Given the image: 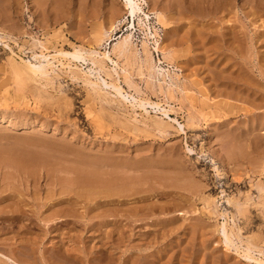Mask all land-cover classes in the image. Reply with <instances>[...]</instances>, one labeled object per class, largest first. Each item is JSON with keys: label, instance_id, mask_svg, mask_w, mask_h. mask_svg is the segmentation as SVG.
I'll list each match as a JSON object with an SVG mask.
<instances>
[{"label": "rangeland", "instance_id": "1", "mask_svg": "<svg viewBox=\"0 0 264 264\" xmlns=\"http://www.w3.org/2000/svg\"><path fill=\"white\" fill-rule=\"evenodd\" d=\"M200 5L143 6L163 50L173 53L165 59L150 40L154 61L172 77L162 90L160 76L151 80L145 66L112 54L126 70L115 77L124 92L172 109L174 122L149 106L144 114L113 93L94 92L86 75L77 71L72 79L68 61L57 55L76 46L112 50L133 22L121 0H0V264H264V205L256 189L264 184V0L219 11ZM124 16L102 41L103 29ZM133 32L142 52L145 28L136 17ZM41 53L56 54L53 85L31 77L24 63ZM226 148L237 149L239 160ZM82 173L136 189L106 197L97 178L94 189L87 186L94 193L87 192L77 183ZM250 194L258 205L251 201L232 221L236 210L224 200L244 202ZM210 196L218 213L227 208L225 219L207 207ZM225 220L233 237L227 245ZM247 244L252 259L244 256Z\"/></svg>", "mask_w": 264, "mask_h": 264}, {"label": "bare ground", "instance_id": "2", "mask_svg": "<svg viewBox=\"0 0 264 264\" xmlns=\"http://www.w3.org/2000/svg\"><path fill=\"white\" fill-rule=\"evenodd\" d=\"M122 1V5H123V10L125 11V15H126V18H131L132 19V24L130 25V26H128V28L126 29V31H125V33L123 34V35H121L118 39H117V41L112 45V50H106V51H104V52H98V51H96L95 49L93 50V49H85V48H83V46L81 47V46H76V47H74V49H73V51H59V53H57V55L58 56H62L63 58H65L67 61H68V64L69 65H66V66H69V69H70V75H71V77H72V79L74 78V79H78V77H77V73H80V72H77V71H81L84 75H86L85 77H84V83L86 84V86L88 85L89 87H91L92 88V90L94 91V92H96V93H98V92H104V94H106V95H111L112 93L114 94V96H116V97H118V98H120L122 101H125V102H128V103H130L132 106V108H133V110H134V108H139V109H141V110H143V111H145V113L144 114H146V113H149V110L147 111V108H152V109H154L155 111V113H162L167 119H169V121H174V122H176L177 120H175V119H172L171 117H170V114H169V112L170 111H172V109L169 111V110H167V109H165V108H163V107H161L159 104H157V103H152V102H149V101H147L146 100V102L144 101V100H139L137 97H135V96H133V95H129V94H127V93H125L124 92V89L122 88V86L121 85H119L118 83H117V78H119L120 77V72H119V70H122V72L125 74L126 73V70L125 69H123V68H120L121 66H119V61H117V60H115V58L114 57H112V54L113 55H115V57H117V58H121V57H124L123 59H127V60H129L130 58L135 62V63H138L139 65V67L140 68H143V66H145L146 67V69H147V73L149 74V78L151 79V80H153V79H155L156 77L158 78L159 76H160V78H158V85H159V88H161L160 90H162L163 89V84L164 83H168V81H167V77H169V78H172V77H170V73H169V71H168V69L167 70H165L163 67L162 68H160L157 64H156V62L154 61V59H153V56H152V52H151V48L149 47V42H150V40H152L153 41V44H154V46H153V49L155 50V51H157V52H159V51H161V52H163V54L162 55H164V58L165 59H168L169 57H171L172 56V50L170 51L169 50V52H167V51H164L163 50V47H162V42H160L159 41V39L157 38V31L155 30V32H153V31H151V27L149 26L150 24H149V20L151 19L150 17H149V15L148 14H145V12L143 11V6L146 4V0H121ZM239 0H198V2H199V4H202V5H200V6H202V8H203V6L204 7H206V8H208V9H210V10H212L213 8H217L218 6H229V5H231L232 6V4H234V3H236V2H238ZM242 2H248V1H251V0H241ZM257 2V1H256ZM259 3V2H258ZM258 3H257V5H258ZM256 4V3H255ZM199 6V5H198ZM257 7V6H256ZM223 8V7H222ZM218 9H220V8H218ZM218 9H216V10H214V11H217ZM221 10V9H220ZM224 10V9H223ZM213 11V12H214ZM219 11V10H218ZM225 11H227V10H225ZM143 16V17H142ZM135 17L137 18V20H138V23L140 24V25H143V27L145 28V32H144V35H145V37L141 40V48H142V52H140L139 51V49L137 48V44H136V42L137 41H135V39H134V32H133V26H134V21H135ZM145 18V19H144ZM156 19H157V22L158 23H163V20H162V16L160 15V13H157L156 14ZM121 22H126V20H125V16L123 17V21L122 20H120V21H117V23L118 24H112L110 27H109V30H106V29H103V31L101 32V35H102V41H107V40H109V39H111V34L113 33V31L120 25V24H122ZM206 23V22H205ZM202 27V26H201ZM155 29V28H154ZM146 31H149V33L148 32H146ZM237 32V31H236ZM1 38V37H0ZM107 43V42H106ZM38 44V43H37ZM167 46V45H166ZM33 50V49H32ZM33 55V54H32ZM55 56H56V54L55 55H46V54H44V53H41V54H34L31 58H32V61L31 60H25L24 61V63H25V65H26V67H27V69L29 70V72H30V75H31V77H35V78H38V80L39 81H45L46 83H47V85H50V84H52L53 85V82H54V80H53V78L50 76L51 75V72H53V73H55V71L56 70H54V66H53V62L52 61H50V59L51 58H55ZM15 59V58H14ZM119 60V59H118ZM131 60V61H132ZM76 63H82V64H85V65H87V67L86 68H80V67H78V65L76 64ZM133 65H134V63H133ZM61 66H63V65H61ZM65 66V65H64ZM26 67H24V68H26ZM68 69V68H67ZM59 73V72H58ZM57 73V74H58ZM102 73H104L108 78H113V79H115L116 81H108L107 79H105L103 76H102ZM57 74H55V75H57ZM26 75V74H25ZM53 75V74H52ZM78 75H80V74H78ZM58 76V75H57ZM14 77H16V76H14ZM20 77V76H19ZM31 77H29V78H31ZM79 77H81V76H79ZM115 77H117V78H115ZM122 77H123V75H122ZM28 78V79H29ZM57 78V77H56ZM127 78V77H126ZM148 78V79H149ZM176 78V77H175ZM18 79V78H17ZM31 79H33V78H31ZM54 79H55V77H54ZM128 79V78H127ZM35 80V79H34ZM37 81V80H36ZM58 81V80H57ZM149 81V80H148ZM38 82V81H37ZM130 82H132L131 80L129 81V83ZM153 82V81H152ZM171 82V81H170ZM169 82V83H170ZM126 84V83H125ZM131 84V83H130ZM47 85H46V87H47ZM168 85V84H167ZM158 87V86H157ZM128 88H129V86H128ZM171 88H172V85L171 84H169L168 85V91H170L171 90ZM175 88V87H174ZM132 89V88H131ZM136 90H137V88H135ZM154 89V88H153ZM155 89H157V88H155ZM140 90V89H139ZM246 90V89H245ZM251 90V89H250ZM101 92V93H102ZM183 92V91H182ZM112 94V95H113ZM184 94V93H183ZM234 94H236V93H234ZM240 94V93H239ZM252 94H254V93H252ZM94 95V94H93ZM241 95V94H240ZM99 96V95H98ZM209 96V95H208ZM237 96V95H236ZM109 97V96H108ZM105 98V97H104ZM132 99V100H129V99ZM115 99V98H114ZM211 99V98H210ZM209 99V100H210ZM250 99H252V98H250ZM107 100V99H106ZM253 100V99H252ZM151 101V100H150ZM248 101V100H247ZM255 102V101H254ZM253 102V103H254ZM39 103V102H38ZM252 103V102H251ZM126 104V103H125ZM255 104V103H254ZM209 105V104H208ZM149 106V107H148ZM259 106H261L260 104H259ZM263 106V105H262ZM170 108V107H169ZM199 110V109H198ZM174 111V110H173ZM154 113V114H155ZM134 115V114H133ZM206 115V114H205ZM257 115V114H256ZM258 116H262V115H259L258 114ZM264 116V115H263ZM0 118H2V117H0ZM251 118V117H250ZM259 118V117H258ZM255 119V118H254ZM249 120H251V119H249ZM262 120V119H261ZM260 120V121H261ZM252 121V120H251ZM132 122V121H131ZM134 122V121H133ZM159 122V121H158ZM256 122H257V120H256ZM157 123V122H156ZM166 123V122H165ZM255 123V122H254ZM253 123V124H254ZM260 122H257L256 123V126H260L261 125V123H263V120H262V122L260 123V125H258ZM141 124V123H140ZM139 124V125H140ZM154 124V123H153ZM158 124H160V122L158 123ZM162 125H163V122H162ZM255 125V124H254ZM263 125V124H262ZM161 126V125H160ZM180 127V126H179ZM181 127L182 128H180L179 130H181L182 131V133H184V127L181 125ZM191 127V126H190ZM135 128V127H134ZM159 128V127H158ZM254 128V127H253ZM261 127H259V128H257V129H260ZM136 129V128H135ZM163 130V129H162ZM255 130V129H254ZM159 131H161V129L159 130ZM180 131V132H181ZM186 131V130H185ZM252 132V131H251ZM260 133V132H259ZM258 133V134H259ZM250 134H252V133H250ZM258 136V135H257ZM256 136V137H257ZM260 136V135H259ZM252 137V136H251ZM262 137V136H261ZM249 138V137H248ZM253 139H254V137H253ZM264 139V138H263ZM262 139V140H263ZM257 140H259V139H255L254 141H252L250 144H251V146H255V141H257ZM261 140V138H260V141H262ZM236 141V140H235ZM251 141V140H250ZM249 141V142H250ZM19 143V142H18ZM16 144V143H15ZM15 144H13V145H15ZM22 144V143H21ZM252 144H254V145H252ZM246 145V144H245ZM16 146V145H15ZM20 146V145H19ZM26 146V145H25ZM30 146V145H29ZM231 146V145H230ZM241 146V145H240ZM246 146H248V145H246ZM9 148V147H8ZM30 148V147H29ZM236 148V147H235ZM247 148V147H246ZM250 148H252V147H250ZM227 149V148H226ZM233 149V150H232ZM8 150V149H7ZM6 150V151H7ZM228 150V149H227ZM229 150L231 151H233V152H235V151H237L238 152V150L237 149H235L234 150V148H229ZM227 151L228 153H227V155H229L230 153V151ZM239 150H240V147H239ZM258 150V149H257ZM260 150V149H259ZM11 151V150H10ZM9 151V152H10ZM16 151H17V149H16ZM18 151L19 152H23V150H19L18 149ZM28 151V150H27ZM41 151V150H40ZM188 151H191V149H189ZM225 151V153H226V150H224ZM248 151V150H247ZM9 152H7L8 154H9ZM24 152H26V151H24ZM192 152V151H191ZM237 152H235V153H237ZM240 153H242L241 151H240ZM239 153V154H240ZM258 153V152H257ZM2 154H4L5 155V153H2ZM19 154H22V153H19ZM27 154V153H26ZM34 154V153H33ZM45 154V153H44ZM43 154V155H44ZM248 154V156H249V154H250V152L249 153H247ZM11 155V154H10ZM14 155V154H13ZM16 155V154H15ZM23 155V154H22ZM40 155V154H39ZM38 155V156H39ZM231 155V154H230ZM232 155H234V154H232ZM243 155H244V153H243ZM245 155H246V152H245ZM9 156V155H8ZM7 156V157H8ZM19 156V155H18ZM29 156V155H28ZM27 156V157H28ZM36 156H37V154H36ZM58 156V155H57ZM225 156H226V154H225ZM224 156V157H225ZM247 156V155H246ZM259 156V155H258ZM257 156V157H258ZM260 156H261V154H260ZM264 156V155H263ZM14 157V156H13ZM12 157V158H13ZM22 157V156H21ZM23 157H25V156H23ZM60 157V156H59ZM230 157V156H229ZM228 156H226V159L227 160H230V158H229ZM237 158H238V160H239V156H238V153H237V156H236ZM240 157L242 158V156H241V154H240ZM16 158H17V155H16ZM30 158V157H29ZM29 158L28 159H26V160H28L29 161ZM39 158V157H38ZM232 158V157H231ZM235 158V157H234ZM253 158H255V157H253ZM211 159V158H210ZM214 159V158H213ZM9 160H10V158H9ZM8 160V161H9ZM15 160V159H14ZM17 160V159H16ZM83 160V159H82ZM226 160V161H227ZM245 160V159H244ZM255 160V159H254ZM232 161V160H231ZM233 161H234V159H233ZM250 161V160H249ZM33 162V161H32ZM32 162H30V163H32ZM216 162V161H215ZM228 162H230V161H227V163ZM235 162H236V160H235ZM234 162V163H235ZM246 162H247V160H246ZM19 163H22V162H18L17 161V164H19ZM29 163V162H28ZM27 163V164H28ZM29 163V164H30ZM212 163V162H211ZM218 163V162H217ZM2 164V163H1ZM6 164H7V162H6ZM231 164V163H230ZM251 165H252V162L250 163ZM253 164H254V162H253ZM260 164H261V162H260ZM25 165V164H24ZM93 165V164H92ZM118 165V164H117ZM23 166V165H22ZM28 166V165H27ZM41 166V165H40ZM81 166V165H80ZM85 166V165H84ZM214 166V165H213ZM234 166H235V164H234ZM233 166V167H234ZM24 167V166H23ZM44 167V166H43ZM42 167V168H43ZM219 167V166H218ZM22 168V167H21ZM77 168V167H76ZM118 168V167H117ZM225 168V167H224ZM241 168V167H240ZM4 169V168H3ZM19 169V168H18ZM48 169V168H47ZM103 169V168H102ZM214 169H216V168H214ZM219 168H217V170H218ZM242 169V168H241ZM33 170V169H32ZM216 170V171H217ZM232 170V169H231ZM233 170H234V168H233ZM235 170H236V168H235ZM89 171V170H88ZM224 171V170H223ZM99 172V171H98ZM254 172V171H253ZM62 173V172H61ZM124 173V172H123ZM256 172H254V174H255ZM11 174V173H10ZM9 174V175H10ZM85 173H82V175H79L78 176V174L76 175V176H78V177H80V178H78V184L79 185H81V187H86L87 188V192H88V188H89V191L91 192V190H90V187H87V186H91L92 187V185H94V186H96V182L98 181V180H100L99 179V177H97L98 178V180L96 181V177H95V175H93V174H91L90 175V173L89 174H85ZM220 174V173H219ZM233 174H234V172H233ZM8 175V176H9ZM13 175V174H12ZM11 175V176H12ZM93 175V176H92ZM99 175V174H98ZM224 175V174H223ZM8 176H7V178H8ZM113 176V175H112ZM124 176V175H123ZM13 177V176H12ZM237 177V176H236ZM6 178V179H7ZM15 178V177H14ZM54 178V177H53ZM52 178V179H53ZM69 178V177H68ZM121 178H122V176H121ZM105 180V182L106 181H108V179L106 178V179H104ZM102 178H101V184L103 183L104 184V188L102 189V191L106 194V197H111V196H108V195H110V194H113V193H118V194H120V193H124L126 190L128 191V192H130V191H133V189L135 188V186H133V188H132V190H131V186H130V188H127V187H125L126 189H124V187H123V185L122 184H120L121 186H122V188L120 189L116 184H115V182H114V184H111L110 182H111V180H113V179H110L109 178V180H110V182L107 184V185H105V183L104 182H102V181H104ZM116 180V179H115ZM125 180H127V179H125ZM129 180V179H128ZM118 181V180H117ZM116 181V182H117ZM123 181H124V179H123ZM131 181V180H130ZM129 181V182H130ZM16 182V181H15ZM68 182V181H67ZM70 182V181H69ZM76 182V181H75ZM95 182V183H94ZM118 182H120V181H118ZM117 182V183H118ZM121 182H122V180H121ZM136 182V181H135ZM244 182V181H243ZM243 182H239L238 183V186H240ZM62 183V182H61ZM73 183H74V181H73ZM77 183H75V185H77ZM98 183V182H97ZM113 183V182H112ZM122 183H124V182H122ZM131 183V182H130ZM129 183V184H130ZM133 183V182H132ZM137 183H139V182H137ZM136 183V184H137ZM237 183V182H236ZM72 184V183H71ZM99 184V183H98ZM134 185H135V183H133ZM235 184V183H234ZM58 185V184H57ZM79 185H77L78 187H80ZM119 185V186H120ZM5 186V185H4ZM61 186V185H60ZM67 186V185H66ZM98 186V185H97ZM101 186H103V185H101ZM125 186H126V184H125ZM129 186V185H128ZM205 186V185H204ZM68 187H70V186H68ZM67 187V188H68ZM74 187H76V186H74ZM78 187H76L75 189H77L78 190V192L80 191V190H83V188H79L78 189ZM208 187V186H207ZM65 188V187H64ZM71 188V187H70ZM73 188V187H72ZM71 188V189H72ZM93 188V187H92ZM100 188V187H99ZM99 188H98V190H99ZM196 188V187H195ZM202 188H203V185H202ZM206 188V187H205ZM74 189V188H73ZM94 189V188H93ZM95 189H97V188H95ZM136 189V188H135ZM138 189V188H137ZM256 189H257V192H258V195H257V197H258V200H259V204L261 205V204H263L264 205V184H259V185H257L256 186ZM77 190L75 191L74 190V192H76L77 193ZM85 190V189H84ZM84 190H83V192H81L80 194H82V193H85L84 192ZM100 190H101V188H100ZM8 191V190H7ZM86 191V190H85ZM93 191V190H92ZM96 191V190H95ZM126 191V192H127ZM188 191V190H187ZM196 191H198V190H196ZM250 191V190H249ZM63 192V191H62ZM69 192V191H68ZM96 192H98V191H96ZM136 192V191H135ZM222 192H225V190H222ZM69 193H71V192H69ZM92 193H94V191L92 192ZM178 193V192H177ZM77 194H79V193H77ZM85 194H87V193H85ZM96 194V193H95ZM99 194V193H98ZM130 194V193H129ZM132 194H134V193H132ZM131 194V195H132ZM223 194V193H222ZM224 194H227V193H224ZM67 195H68V193H67ZM83 195V194H82ZM82 195H77L78 196V198H80V196H82ZM91 195V194H90ZM94 195V194H93ZM102 195V194H101ZM127 195V194H126ZM255 195V194H254ZM84 196V195H83ZM97 196V195H96ZM103 196V195H102ZM118 196V195H117ZM128 196V195H127ZM69 197H70V195H69ZM85 197V196H84ZM104 197V196H103ZM121 197H122V195H121ZM213 196H210L209 198H208V201H207V203L209 204V205H207V207L210 209V210H212V212L213 213H218V210H217V206H218V204H216L217 202H216V198H212ZM224 197H226V196H224ZM223 197V198H224ZM73 198V197H72ZM100 198V197H99ZM221 198V197H220ZM247 198V197H246ZM218 199V198H217ZM62 200H64V199H62ZM61 200V201H62ZM65 200H69V202H70V199H65ZM65 200H64V203H65ZM144 200V199H143ZM219 200V199H218ZM221 200V199H220ZM219 200V201H220ZM258 200H255V199H253L252 198V196H251V194L248 196V198L244 201V202H241V200H239V201H235V200H232V199H230L229 198V196L228 197H226V200H224L226 203H227V205H229V207L231 206V207H234L235 208V210H236V213L235 214H232V221H234L235 222V220H236V218L238 217V216H242V213H243V211H244V209L246 208V207H249V203L251 202V201H253L252 203L254 204H256V205H258L257 204V202H258ZM72 201V200H71ZM218 201V202H219ZM59 202V201H58ZM87 202V201H86ZM92 202V201H91ZM101 202V201H100ZM141 202V201H140ZM205 202V201H204ZM62 203V202H61ZM68 203V202H67ZM221 203V202H220ZM226 203H225V205H226ZM55 204H57V203H55ZM8 206V205H7ZM54 206V205H53ZM68 206V205H67ZM66 206V207H67ZM18 207V206H17ZM201 207V206H200ZM19 208V207H18ZM65 208V207H64ZM88 208V207H87ZM5 209V208H4ZM167 209V208H166ZM10 210H12V209H10ZM76 210V209H75ZM119 210V209H118ZM56 211V210H55ZM64 211V210H63ZM220 212L218 213L219 214V216H221V217H223L224 219H225V217L227 216V213H228V211H227V208H224V206H223V208L222 209H220L219 210ZM4 212V211H3ZM65 212H68V211H65ZM8 213H9V211H8ZM61 213H62V211H61ZM59 214V213H58ZM66 214V213H65ZM244 214V213H243ZM73 215V214H72ZM111 216V215H110ZM51 217H53V216H51ZM128 217V216H127ZM254 217V216H253ZM65 218H67V217H65ZM138 218V217H137ZM239 218H241V217H238V219ZM7 219V218H6ZM242 219V218H241ZM11 220H13V219H11ZM83 220V219H82ZM240 220V219H239ZM254 220V219H253ZM65 220H63V219H60L59 220V222L58 223H62V222H64ZM69 221V220H68ZM67 221V222H68ZM130 221V220H129ZM243 221V220H242ZM227 221L225 220V222L222 224V226H221V228H222V230L220 229V231H221V233L223 232V236H224V238L223 239H225V241L224 242H226V243H224V244H228V243H231L232 242V232H231V230H229V229H227ZM243 223H245V222H242V224ZM236 224V223H235ZM238 229V228H237ZM100 230V229H99ZM228 231H230V233L228 232ZM239 231H240V229H239ZM238 231V232H239ZM120 233V232H119ZM69 234V233H68ZM101 234V233H100ZM239 234H240V232H239ZM238 234V235H239ZM116 235V234H115ZM125 235V234H124ZM118 236V235H117ZM120 236V235H119ZM118 236V237H119ZM99 237V236H98ZM121 237V236H120ZM97 238V237H96ZM95 238V239H96ZM121 239V238H120ZM238 239V238H237ZM239 239H240V237H239ZM234 242V241H233ZM246 243H248V242H246ZM232 244H234V243H232ZM231 245V244H230ZM249 245H250V243H249ZM248 244H247V249H245V257L246 258H250V259H252L251 258V256H248L247 254L248 253H250V251H251V246L250 247H248L249 246ZM240 246V245H239ZM254 246V245H253ZM231 248V247H230ZM124 249V248H123ZM236 249V248H235ZM239 248H237V250H238ZM244 251V250H243ZM237 252V251H236ZM261 253V252H260Z\"/></svg>", "mask_w": 264, "mask_h": 264}]
</instances>
